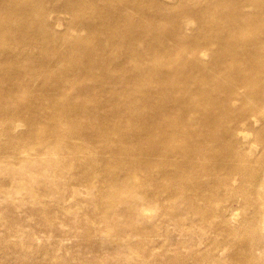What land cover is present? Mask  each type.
Segmentation results:
<instances>
[{
  "label": "bare ground",
  "instance_id": "1",
  "mask_svg": "<svg viewBox=\"0 0 264 264\" xmlns=\"http://www.w3.org/2000/svg\"><path fill=\"white\" fill-rule=\"evenodd\" d=\"M178 1L0 0V264H264V0Z\"/></svg>",
  "mask_w": 264,
  "mask_h": 264
},
{
  "label": "rangeland",
  "instance_id": "2",
  "mask_svg": "<svg viewBox=\"0 0 264 264\" xmlns=\"http://www.w3.org/2000/svg\"><path fill=\"white\" fill-rule=\"evenodd\" d=\"M169 2H175V5L177 6L178 5V0H167ZM175 10V9H173ZM26 127H22L21 130H24ZM20 178V177H19ZM67 196L69 197L68 199V205L71 206V205H74L77 203L78 200H80L81 198H83V194L79 193V194H75L73 193L70 189L66 192ZM72 198V199H71ZM21 200V201H20ZM17 202L19 203H22V199H17L16 200ZM29 206H33L32 204H29ZM20 214V218L22 219V223H23V226L25 227H37L39 226L40 228H43L41 227L42 225L41 224H38V221L33 217V216H28L27 214H29V210H25L22 214ZM81 220H79V222L83 221L85 219V217L81 216ZM194 221V220H193ZM96 227H99L100 224L99 223H96L95 224ZM81 228V225L78 224V225H73L72 229H79ZM26 229V228H25ZM59 231H62L63 233L67 232V230H70V227L65 225V226H59L57 228ZM0 230L1 231H4L5 230V227L4 226H1L0 227ZM110 237V236H109ZM108 237V240H105L104 242V245L106 246V248H110V252L114 253V251L112 250L111 247L114 246V243L115 241L118 239L117 236L113 235L112 237L109 238ZM61 244H62V247L64 248V250H61L59 251L60 253L62 254H65L67 256H73L75 255V257H78L80 255H82L81 257L82 258H85V259H98L101 260V263L105 264L107 261H109V258L106 256H104L103 259H101V257H103V253L101 252L102 250L100 251H96L95 253H93L91 250H88V249H85V246L87 244H89L90 242H92L90 239L86 238V237H83V236H74V235H63L61 237ZM12 239H15V238H12ZM192 239V235H191V231H185L183 232L182 230H180L179 228L175 229L172 233H169V235H166V236H163L159 239H156L154 241V244H157V242L159 241H166V242H169V243H172L174 246V248H178V249H184V245L187 246V243L190 242ZM56 239H51L49 241V243H52L54 242ZM21 254H16V256H19ZM101 256V257H99ZM112 256H119V254L117 255H112ZM112 259V258H111ZM6 264H14L15 263V258L14 260H6L5 262Z\"/></svg>",
  "mask_w": 264,
  "mask_h": 264
}]
</instances>
